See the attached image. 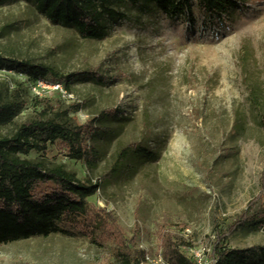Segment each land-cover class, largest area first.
<instances>
[{"label":"rangeland","instance_id":"374dc122","mask_svg":"<svg viewBox=\"0 0 264 264\" xmlns=\"http://www.w3.org/2000/svg\"><path fill=\"white\" fill-rule=\"evenodd\" d=\"M237 4L228 14L208 15L190 1L189 11L174 17L128 4L120 8L126 17L101 40L52 23L24 0L0 5L1 55L61 74L93 70L106 80L67 89L0 69L3 98L25 102L0 135H11L46 104L75 124L95 120L88 143L99 152L96 166L70 158L58 142L45 155L23 156L100 183L88 201L111 212L132 251L144 257L162 253L164 227L190 242L185 254L195 260L198 251L201 264H213L218 235L243 215L250 220L228 232L222 249L264 245V0ZM140 145L155 159L132 151L121 160ZM0 264L121 262L112 241L51 234L1 245Z\"/></svg>","mask_w":264,"mask_h":264},{"label":"trees","instance_id":"16d2710c","mask_svg":"<svg viewBox=\"0 0 264 264\" xmlns=\"http://www.w3.org/2000/svg\"><path fill=\"white\" fill-rule=\"evenodd\" d=\"M10 0H0V5ZM46 16L52 23L72 27L83 38L104 39L113 23L126 17L120 10L128 4L156 7L171 17L188 12L190 1H196L208 15H224L238 6V0H24ZM186 9V10H185ZM191 25L192 22L190 23ZM15 70L33 80L61 83L69 89L75 81H92L105 84L106 80L93 70L61 74L44 64H34L0 54V69ZM25 102L18 99L6 101L0 94V125L13 121ZM52 104H46L36 115L18 125L9 136L0 135V246L35 236L62 234L69 237H87L103 245L116 244V256L121 264H141L143 250L132 251L123 227L115 216L96 209L89 201L101 184L80 179L76 172L63 164L48 165L42 160L24 157L31 151L47 154L49 146L60 143L67 155L94 167L99 152L88 143L98 126L92 122L75 124L55 113ZM54 113V114H53ZM125 151V150H124ZM146 159L156 154L145 146H137L121 156L131 153ZM264 185V170H263ZM250 220L243 215L229 227L234 232ZM228 232L218 235L213 253L215 264H264V245L226 250L222 243ZM160 249L170 264H197L184 253L190 245L186 239L170 228L159 230Z\"/></svg>","mask_w":264,"mask_h":264},{"label":"built area","instance_id":"2783aa9c","mask_svg":"<svg viewBox=\"0 0 264 264\" xmlns=\"http://www.w3.org/2000/svg\"><path fill=\"white\" fill-rule=\"evenodd\" d=\"M190 28H192L193 25L189 24ZM196 255L195 261L197 264H201V254L198 253V251L194 252ZM147 263H153V264H170L163 256L162 253H158V255L155 256V258H152L149 254H147L143 260L141 261V264H147ZM215 264V260L214 263Z\"/></svg>","mask_w":264,"mask_h":264}]
</instances>
